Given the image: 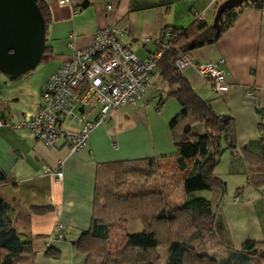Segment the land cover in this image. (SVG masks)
I'll use <instances>...</instances> for the list:
<instances>
[{"label":"crops","instance_id":"crops-1","mask_svg":"<svg viewBox=\"0 0 264 264\" xmlns=\"http://www.w3.org/2000/svg\"><path fill=\"white\" fill-rule=\"evenodd\" d=\"M44 1L51 17L45 37L49 51L39 62L41 70L27 78L33 80L31 94L26 95L19 78L2 79L0 122L9 114H16L20 120L34 116L41 104L42 85L63 58L91 44L96 30L115 27L120 44L144 60L157 49L145 38L155 40L168 29H186L195 14L203 12L204 19L211 23L220 5H208L209 0ZM107 6L112 9L107 10ZM188 55L196 63L223 60L221 67L231 86L226 95L218 96L192 67L182 71L216 114L233 120L236 134L238 151H225L215 169L228 191H233L216 211L217 237L222 246L215 258L217 264H252L236 250L246 240L264 243V187L247 184L242 155L243 150L259 153L264 137V4L261 9L247 7L215 44L194 49ZM152 83L144 99L134 106L118 108L108 123L94 130L87 146L74 153H70L65 140L47 148L27 130L0 127V172L7 179L0 185V199L9 205L11 226L21 241L32 245L35 264H84L85 255L79 253L76 242L90 227L100 165L176 154L169 123L180 112V105L173 99H160L166 88L164 82L154 76ZM246 89L253 90L254 100L245 99ZM97 112L98 108H86L85 121L91 122ZM58 169L61 178L55 175ZM193 196L211 200L212 193ZM235 198L237 203L233 202ZM31 206L50 209L38 213ZM57 223L63 225V239L54 236ZM192 246L199 250L197 242ZM48 249L58 256L48 254Z\"/></svg>","mask_w":264,"mask_h":264},{"label":"trees","instance_id":"trees-1","mask_svg":"<svg viewBox=\"0 0 264 264\" xmlns=\"http://www.w3.org/2000/svg\"><path fill=\"white\" fill-rule=\"evenodd\" d=\"M36 2L47 33L48 6L44 0ZM263 4V0H248L239 8L225 9L217 29L206 20L194 19L188 28L168 29L154 42L156 51H162L155 77L166 86L160 99L180 105L169 123L176 154L98 167L90 227L76 242L85 255L84 264H160V250H166L164 264H217L215 252L222 243L217 237L216 211L225 201L227 185L215 169L225 151H238L235 129L231 118L216 114L196 94L175 62L182 54L215 44L242 11L261 9ZM48 51L45 46L43 54ZM242 155L247 184L264 187V137L259 153L243 150ZM5 183L0 172V185ZM200 191L211 192V200L193 196ZM31 209L44 213L50 207ZM132 220L141 223V232H126ZM195 242L199 250L192 246ZM236 252L252 264H264L262 242L246 240ZM47 253L58 256L49 249ZM35 256L32 245L21 241L11 226L10 207L0 199V264H35Z\"/></svg>","mask_w":264,"mask_h":264},{"label":"built area","instance_id":"built-area-1","mask_svg":"<svg viewBox=\"0 0 264 264\" xmlns=\"http://www.w3.org/2000/svg\"><path fill=\"white\" fill-rule=\"evenodd\" d=\"M224 1L209 0L208 5L217 7ZM67 2L60 1L61 4ZM111 9L107 6V10ZM194 19L205 20L204 12L195 14ZM115 33V27L96 30L91 44L63 58L42 85L38 112L27 120L9 114L4 122H0V127L27 130L47 148H53L59 140L66 141L70 153L86 147L90 135L104 124L109 113L122 106L136 105L152 90L156 66L162 56V51L157 50L147 59L139 60L129 48L120 44ZM158 38H145V42L154 43ZM223 64V60L196 63L188 54H182L175 62L180 71L192 67L218 96L226 95L231 87L226 82ZM244 97L252 101L255 94L252 89H246ZM94 106L98 107V112L91 122H86L85 109ZM79 108L83 109L82 113ZM68 122L79 128L67 125ZM55 175L61 178V170H56ZM62 231L63 225L57 223L54 236L63 239Z\"/></svg>","mask_w":264,"mask_h":264},{"label":"water","instance_id":"water-1","mask_svg":"<svg viewBox=\"0 0 264 264\" xmlns=\"http://www.w3.org/2000/svg\"><path fill=\"white\" fill-rule=\"evenodd\" d=\"M247 1L225 0L217 7L212 27L218 28L225 9L239 8ZM45 34L36 0H0V74L19 78L34 70L43 56Z\"/></svg>","mask_w":264,"mask_h":264},{"label":"rangeland","instance_id":"rangeland-1","mask_svg":"<svg viewBox=\"0 0 264 264\" xmlns=\"http://www.w3.org/2000/svg\"><path fill=\"white\" fill-rule=\"evenodd\" d=\"M209 21H211V23H212L213 22V19L212 20H209ZM137 55H139V54H137ZM39 70H41L40 63L36 66V68L34 70L28 72L29 73L28 75H24V76L19 77L18 82L20 83L21 86H23L26 95L31 94L32 82H33V80L31 81L30 79H27V78H29L28 76H30L32 74V72H34V71L37 73ZM39 74L40 73H38V76H39ZM3 78H7V77H5L4 75H0V88L2 86V79ZM96 107L97 106H94L95 109L98 108V107L97 108ZM116 110H114V111H112L111 113L108 114L107 119H106L107 123L113 118V113L116 112ZM67 125H69V126H71L73 128L79 127L78 125L73 124L71 122H68ZM207 192L208 191H200V192H196L195 195L197 194V195L207 196ZM180 194L181 193H178V197L179 198L181 197ZM229 195L232 196L233 195V191L232 190H229L228 191V189H227V194H226L225 200H227V199L229 200V198H228ZM236 199L237 198H235L233 200L234 203L236 202ZM141 228H142L141 227V223L139 221L132 220V221H130L128 223L127 228H126V232L128 234H136V233H139L141 231ZM224 239H226V238H224ZM160 256H161V262H160V264H164L165 261H166V250H160Z\"/></svg>","mask_w":264,"mask_h":264}]
</instances>
